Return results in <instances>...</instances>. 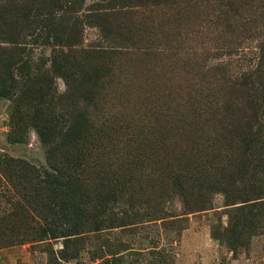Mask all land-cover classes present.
<instances>
[{
  "label": "rangeland",
  "instance_id": "374dc122",
  "mask_svg": "<svg viewBox=\"0 0 264 264\" xmlns=\"http://www.w3.org/2000/svg\"><path fill=\"white\" fill-rule=\"evenodd\" d=\"M185 2L139 6L127 19L129 33L104 42L121 54L103 59L111 58L103 97L90 108L102 133L78 160L90 214L101 225L92 221L77 234L51 238L42 230L69 223L47 207L33 208L26 190L1 176L0 264H264V218L232 248L213 234L228 224L224 192L205 190L206 210H190L183 199L205 178L234 172L221 138L229 135L226 82L241 74L251 81L264 70V28L241 20L245 29L231 33L216 0ZM80 37L75 49L90 50L100 40L98 27L86 25ZM30 43L26 52L35 61L50 58V44ZM55 81L66 92L65 80ZM13 102L0 98V158L49 169L47 147L34 127L12 116ZM236 110L249 114L245 106Z\"/></svg>",
  "mask_w": 264,
  "mask_h": 264
},
{
  "label": "trees",
  "instance_id": "16d2710c",
  "mask_svg": "<svg viewBox=\"0 0 264 264\" xmlns=\"http://www.w3.org/2000/svg\"><path fill=\"white\" fill-rule=\"evenodd\" d=\"M87 1L0 0V98L14 96L12 116L16 113L20 122L25 120L37 130L47 147L49 166L46 169L2 156L0 182L4 176L22 186L33 208L47 207L51 216L59 215L62 223H69L67 227L52 223L42 230L51 238L77 234L92 221L101 225L90 214V191L79 172L83 164L78 160L84 159L88 147L100 141L96 135L101 131L90 108L97 107L103 97L104 76L111 58L103 59L110 57L107 54H121L104 42L112 39L115 43L120 32L129 33L127 19L139 6H171L189 0ZM216 1L221 24L229 32L244 28L241 20L264 28V0ZM86 25L98 27L100 40L90 50L75 49L82 43L80 36ZM29 36H35L30 42L52 46L49 59L39 56L35 61L26 52L28 45L34 44L28 41ZM124 40L129 36L125 35ZM222 66L219 71L224 74ZM257 71L251 81L241 74L226 82L231 89V101L225 105L229 115L225 131L229 135L221 138L231 150L234 160L229 165L234 172L226 177L205 178L196 191H186L183 196L190 210H206L211 199L205 190L209 194L224 192L226 206L231 207L228 224L215 227L213 234L232 248L244 244L247 230L264 218V70ZM56 75L65 80L66 92L58 91ZM244 106L249 114L240 116L236 109ZM14 123L15 116L12 124L16 129Z\"/></svg>",
  "mask_w": 264,
  "mask_h": 264
}]
</instances>
